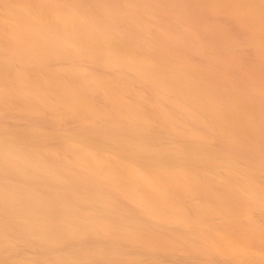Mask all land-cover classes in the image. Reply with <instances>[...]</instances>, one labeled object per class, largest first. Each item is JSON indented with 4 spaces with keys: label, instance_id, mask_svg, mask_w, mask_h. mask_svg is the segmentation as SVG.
Here are the masks:
<instances>
[{
    "label": "bare ground",
    "instance_id": "6f19581e",
    "mask_svg": "<svg viewBox=\"0 0 264 264\" xmlns=\"http://www.w3.org/2000/svg\"><path fill=\"white\" fill-rule=\"evenodd\" d=\"M0 264H264V0H0Z\"/></svg>",
    "mask_w": 264,
    "mask_h": 264
}]
</instances>
